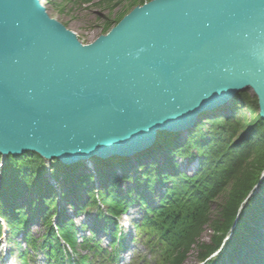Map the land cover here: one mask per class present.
<instances>
[{"label":"water","instance_id":"water-1","mask_svg":"<svg viewBox=\"0 0 264 264\" xmlns=\"http://www.w3.org/2000/svg\"><path fill=\"white\" fill-rule=\"evenodd\" d=\"M251 90L264 119V0H150L83 44L40 0H0V153L135 158Z\"/></svg>","mask_w":264,"mask_h":264},{"label":"trees","instance_id":"trees-1","mask_svg":"<svg viewBox=\"0 0 264 264\" xmlns=\"http://www.w3.org/2000/svg\"><path fill=\"white\" fill-rule=\"evenodd\" d=\"M139 1L144 4L150 0ZM173 153L189 162L199 160L197 171L186 173L176 163H168ZM156 155H167L166 162L159 163ZM98 163L100 190L94 187L93 176L78 177L81 164L68 167L54 160L49 171V164L36 153L6 158L0 153V219L10 232V240L22 235L27 244L24 250L18 244L21 264H27L30 249H41L47 264H92L88 254L77 253L80 239L84 250L112 264H118L125 249L117 230L110 232L113 254L95 240L97 228L83 224L81 229L89 230L92 236L79 237L74 220L59 207L58 194L48 180L50 174L56 176L60 171L63 179L57 178L65 203L77 216L87 207L96 208V224L103 222L105 229L116 228L118 219L139 204L144 216L134 229L154 264H183L193 247L200 264H264V119L254 94L238 93L222 114L199 123L182 143L176 135L162 133L156 147L138 158L137 178L130 174L122 179L113 177L116 168L124 171L132 167L127 159ZM132 181L137 187L123 193L122 183ZM156 185L164 188V193L157 204L146 202L143 196ZM85 189L87 200L81 194ZM71 193L77 202L69 197ZM24 197L27 203L22 205ZM38 215L49 227L42 243L30 231ZM207 226L213 232L210 243L201 241Z\"/></svg>","mask_w":264,"mask_h":264},{"label":"rangeland","instance_id":"rangeland-1","mask_svg":"<svg viewBox=\"0 0 264 264\" xmlns=\"http://www.w3.org/2000/svg\"><path fill=\"white\" fill-rule=\"evenodd\" d=\"M102 1L103 0H40L41 4L46 8L48 15L63 24L67 29L74 32L83 44H89L100 35L107 34L131 10H133L136 6L143 5L139 0H111L108 4ZM247 91L253 94V91ZM207 128H209L208 125ZM207 133L208 129L206 130V134ZM208 139L209 138H206V141H208ZM168 160L170 162L176 163L181 170L187 171L189 173L195 171L197 168V166L192 165L187 158L179 157L174 153L168 158ZM157 161L162 163L164 159L160 157ZM138 170V167L136 169H132L129 174L137 178ZM59 173V176L63 175L61 174L62 171ZM167 185H170V183ZM56 187H58V192L64 191L62 186L56 185ZM98 187H96V189L100 190ZM122 187L123 193H125L131 189H135L137 184L135 181L125 182L122 183ZM164 191V188L156 185L152 192H146V194L143 196V199L146 202L157 204ZM81 193L83 195V200H87L88 195L86 189ZM57 200L61 202L59 207L65 209L69 217L74 220L78 231L82 228L83 224H89L90 226L95 224L96 218L98 216V210L96 208L87 207L83 210L82 214L77 216L75 211L71 209L64 200L60 201L59 198ZM82 202L84 203V201ZM23 203H27L26 197L21 199V204ZM216 205L217 204H214V208ZM29 215L30 213H28V216ZM38 216L39 218L37 217L31 224L32 226L30 231L32 232L33 236L38 238L40 243H42L41 240L44 239V235L49 231V227L42 219H40V215ZM143 216L144 210L141 209L139 204H134L126 214L122 215L118 219L116 228L113 229V227H108L104 233L98 232V234H96L95 240L100 242L99 245L103 247L108 254H111L114 251V247L111 246L112 240L110 230H117L119 236L123 235L125 237L126 246V252L121 255L119 264H154L155 261L153 257L150 255V252L147 250L144 242L138 237L134 229V225L139 223ZM104 225L105 224L101 222L96 224V227H102ZM82 235H87L89 237L92 236L88 230L86 232L80 231L79 237H82ZM212 236L213 232L211 231L210 227L207 226L201 235V241L210 243ZM7 238L8 236H4L0 242V264H12L10 262H4V259L6 258L5 255L7 254V251L10 250L13 253V264H20L17 254V250L19 249L17 244L23 243V241L21 237H19L18 239H11L7 244ZM26 245L24 244L21 249H27L28 247ZM76 250L80 255L86 253L90 254L91 258H93L92 264H112L106 260L102 261L99 257H93L94 255L92 253L83 250L81 239L80 245L76 247ZM217 255L218 252L213 254L211 258H215ZM26 257H28L29 264H47L46 258L41 249L35 251L32 250ZM183 264H200L198 251L195 247L191 249Z\"/></svg>","mask_w":264,"mask_h":264},{"label":"bare ground","instance_id":"bare-ground-1","mask_svg":"<svg viewBox=\"0 0 264 264\" xmlns=\"http://www.w3.org/2000/svg\"><path fill=\"white\" fill-rule=\"evenodd\" d=\"M41 3V2H40ZM236 98V97H235ZM235 98L229 103V104H232L234 101H235ZM228 104V105H229ZM228 105H225L224 106V109H226L227 107H228ZM156 144H158V143H156ZM150 151V150H149ZM97 160H100L101 161V159H95L94 161H97ZM64 165V164H63ZM77 165V164H76ZM76 165H73V166H68V167H74V166H76ZM66 166V165H65ZM86 168H88V166L86 167ZM98 168H101V166L99 165V166H96L92 171H91V173H93V172H96V170L98 169ZM61 176H63V175H61ZM59 184H61V181L59 182ZM75 188H77L76 186H75ZM55 191H56V193H58V189H55Z\"/></svg>","mask_w":264,"mask_h":264}]
</instances>
